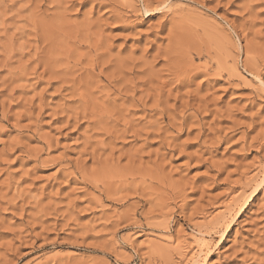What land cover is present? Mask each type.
I'll use <instances>...</instances> for the list:
<instances>
[{
  "label": "rangeland",
  "instance_id": "1",
  "mask_svg": "<svg viewBox=\"0 0 264 264\" xmlns=\"http://www.w3.org/2000/svg\"><path fill=\"white\" fill-rule=\"evenodd\" d=\"M0 264H264V0H0Z\"/></svg>",
  "mask_w": 264,
  "mask_h": 264
},
{
  "label": "bare ground",
  "instance_id": "2",
  "mask_svg": "<svg viewBox=\"0 0 264 264\" xmlns=\"http://www.w3.org/2000/svg\"><path fill=\"white\" fill-rule=\"evenodd\" d=\"M156 7V6H155ZM155 9V8H154ZM157 9V8H156ZM160 9V8H159ZM148 10V9H147ZM146 12H148V11H146ZM206 67V66H205ZM257 184V183H256ZM256 188H257V185H256ZM256 188L253 190V193L252 194H254L255 192H256ZM246 193V192H245ZM247 195H249V194H247ZM247 197V196H246ZM251 197V196H250ZM250 197H248V199L250 198ZM240 202V201H239ZM246 202H247V200L246 199H244V201H243V203L241 204V206H240V209H239V207H238V209H239V211L238 212H236V213H239L240 212V210L242 209V206L243 205H245L246 204ZM238 204V203H237ZM237 209V210H238ZM221 217H223L222 215H221ZM214 221H212V223H213ZM211 224V223H210ZM213 224H216V222L215 223H213ZM212 224V225H213ZM209 226V225H208Z\"/></svg>",
  "mask_w": 264,
  "mask_h": 264
}]
</instances>
